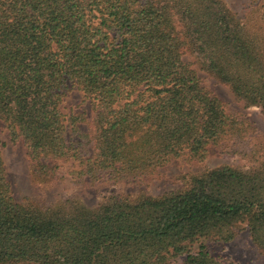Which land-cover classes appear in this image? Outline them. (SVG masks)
<instances>
[{
  "label": "trees",
  "instance_id": "1",
  "mask_svg": "<svg viewBox=\"0 0 264 264\" xmlns=\"http://www.w3.org/2000/svg\"><path fill=\"white\" fill-rule=\"evenodd\" d=\"M186 52L264 111V26L223 0H0V119L36 180L55 179L63 162L84 186L135 182L232 141L251 163L160 197L42 207L15 199L0 152V264H232L204 241L230 243L244 228L264 254V136L226 111ZM74 87L91 120L64 112Z\"/></svg>",
  "mask_w": 264,
  "mask_h": 264
},
{
  "label": "rangeland",
  "instance_id": "2",
  "mask_svg": "<svg viewBox=\"0 0 264 264\" xmlns=\"http://www.w3.org/2000/svg\"><path fill=\"white\" fill-rule=\"evenodd\" d=\"M223 1L254 31L258 26H264V3H254L253 0ZM184 60L196 70L204 87L223 102L230 115L247 121L254 130V137L264 136V111L261 108L250 106L238 99L228 86L220 83L202 68L195 55L186 52ZM62 108L68 115L73 112L86 111L90 120L94 115L90 102H85L83 94L75 87L67 93ZM81 129L88 131L89 126L83 124ZM243 148L244 144L235 141L212 145L209 148L208 158L204 162L190 161L187 157L179 158L139 181L117 183L101 181L94 186L76 183L69 174L72 165L59 162L60 169L57 177L43 182L36 180L31 173L30 159L24 143L22 141L13 142L9 130L0 119V152L14 197L24 205L36 202L42 207H49L73 199L94 207L114 194H123L131 198H137L142 194L160 197L181 190L186 186L189 177L204 174L211 169L225 165L242 170L249 169L251 163L240 154ZM204 244L211 255L224 262L264 264V254L252 242L245 228L240 230L235 240L230 243L206 240ZM194 249L196 250V247Z\"/></svg>",
  "mask_w": 264,
  "mask_h": 264
}]
</instances>
